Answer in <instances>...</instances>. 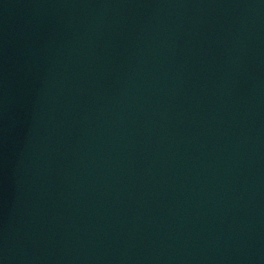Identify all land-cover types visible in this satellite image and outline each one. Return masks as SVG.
Returning a JSON list of instances; mask_svg holds the SVG:
<instances>
[{
    "label": "water",
    "instance_id": "obj_1",
    "mask_svg": "<svg viewBox=\"0 0 264 264\" xmlns=\"http://www.w3.org/2000/svg\"><path fill=\"white\" fill-rule=\"evenodd\" d=\"M0 264H264V0H0Z\"/></svg>",
    "mask_w": 264,
    "mask_h": 264
}]
</instances>
